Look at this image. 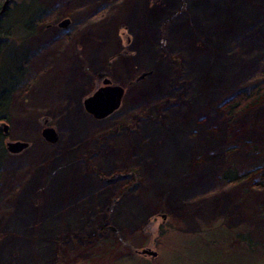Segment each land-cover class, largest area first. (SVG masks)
<instances>
[{
  "label": "rangeland",
  "instance_id": "1",
  "mask_svg": "<svg viewBox=\"0 0 264 264\" xmlns=\"http://www.w3.org/2000/svg\"><path fill=\"white\" fill-rule=\"evenodd\" d=\"M9 1V9L18 3L13 20L22 17L20 20L27 21L29 14L45 6L48 14L43 16L46 19L40 33L29 29L28 36L22 31L3 39L0 77L8 75L5 68L10 60L16 64V55L25 54L27 49L35 51L41 44L47 45L45 51L54 48L57 53L53 56L62 59L56 79L44 82L42 77L56 66L50 61L55 57L49 54L46 61L48 53L37 56L45 60H40L44 72L38 74L35 85L13 99L8 140L28 145L18 153H9L4 162L28 169L22 175L23 182L9 186L8 190L21 186V191L13 197L9 214L2 217L7 223L9 218L16 223V228L5 230L7 237L0 245L1 250L12 243L6 256L8 264L21 252L32 259L28 264H236V237L222 226V217L227 216L229 226L247 220L246 205L258 203L264 209V191L251 188L242 202V190L252 186L253 177L236 186H224L218 179L216 160H222L221 150L232 140L226 137L221 101L245 87L264 58V0H138L140 4L116 0L104 16L91 19L89 16L107 4L106 0ZM63 20L68 23L60 25ZM63 30H69V38L53 42ZM86 56L98 61L90 62ZM102 78L124 91L120 106L97 119L85 111L82 101ZM52 81L55 88L50 85ZM44 84L49 94L59 88L64 92L57 90L54 99L48 94L44 103L36 105V94ZM51 106L56 110H50ZM16 107L23 110L17 112ZM29 108L35 111L29 124L22 126L19 118ZM260 112H264V99L237 114L232 138L252 131L259 135L264 124L255 116ZM209 115L214 124L206 128ZM121 121L128 124L119 129ZM47 126L56 132L54 143L42 137ZM74 127L81 136L74 137ZM179 130L185 143H196L203 132L221 140L219 153H214L215 149L209 154L191 155L187 148V153L176 155V150H184L175 149L178 143L172 142ZM235 143L238 147L250 144L246 150L236 151L237 165L264 169V163L249 159V153L264 157L262 144L252 138ZM37 145L42 147L39 157L35 156L37 161L24 163ZM59 158L65 167L55 173L70 169L79 179L72 182L68 175L71 186L66 187L72 190L78 181L92 187L47 212L48 201L55 198L51 166ZM100 161H108L111 167L102 166ZM170 161L178 165L185 162L186 172L178 173ZM128 164L138 171L134 179L138 186L115 200L122 183H107L96 172L108 176ZM41 169L45 172L21 203L23 187ZM144 170L152 175L150 181ZM195 182L204 185L195 187ZM145 194L147 200L143 199ZM205 195L210 198L199 201ZM129 197L136 198L137 203L123 212L121 206ZM161 214H166L164 221ZM65 217L76 218L78 225L69 227ZM104 224L108 231H102ZM259 233L264 236V231ZM83 235H99L100 239L85 244ZM158 235L161 239L155 243ZM148 246L158 252L156 259L135 254V250Z\"/></svg>",
  "mask_w": 264,
  "mask_h": 264
},
{
  "label": "trees",
  "instance_id": "2",
  "mask_svg": "<svg viewBox=\"0 0 264 264\" xmlns=\"http://www.w3.org/2000/svg\"><path fill=\"white\" fill-rule=\"evenodd\" d=\"M115 1L116 0H106L107 4H103L98 9H96L89 16V19L98 17V16H104L109 9H112L110 7L114 4ZM17 5L18 3H16L12 9H9L8 5H6L5 9L0 13V54L2 52L3 47L5 46V41L3 40L4 38L10 37V35H13V34H18L20 32L22 33V31H26L25 33L27 34V30L30 31L29 29H32L34 32L40 33V28L43 27L44 20L46 19V18L44 19L43 16L45 14L46 15L48 14V12L46 11L47 8L45 6L42 9H38L34 13L29 14L28 16L30 17L27 19V21L26 19L20 20L22 17L15 18L13 20L11 15L13 13V9ZM80 12H77V14ZM58 14L56 12V15ZM50 15L52 17H55L54 14H50ZM22 21H26V22L23 23ZM205 23H206V20H205ZM25 24L27 27L25 26ZM167 24H168L167 22L164 23V27H166ZM69 34H70L69 30H63L62 35L59 37V39H56L53 42L66 41L70 36ZM23 38H24V34H23ZM19 45L20 46L18 48L22 46L21 43H19ZM46 49H47V45H42V44L39 45L35 49V51L31 52L30 49H27L25 54L22 53L20 55H16L15 57V59H17L16 64L10 60V64L6 65L5 69H6V72H8V75L5 73L6 75L4 76L2 75V77H0V122H5L9 126V123L11 122V117H12L11 107L14 101L13 100L14 96L17 93L25 92L27 89H30L32 85H35L37 83L38 74L44 72L45 66L40 65L41 64L40 60L43 62H45V60L42 59L43 57H41V59L39 58L36 59L37 56L45 55L48 53L47 55L50 54L52 55V57H55L51 59L50 61L53 64H56V66L55 67L51 66V69L46 74L48 76L46 77L43 76L42 81H44V79H47V80L56 79V76L54 74L57 75L59 71L58 67L60 66V63H61L60 59L62 58L57 59L58 57L53 56L57 53L56 50H54V48L52 49L49 48L50 50L48 49L47 51H45ZM255 53L256 52H254V54ZM251 57L253 56H250V58ZM52 75L54 76L52 77ZM192 76L193 75L189 77V80L193 78ZM251 76L252 77L249 78L248 83L244 85L245 87L240 88L234 94L230 95L228 98L221 101V110L225 118L224 121H226V129H227L226 137L231 138L232 140H230V142L228 140L227 144L224 146V149L221 150L222 155L220 156L222 157V160L220 162L218 159L216 160L217 163L219 164L218 169H217L218 179L220 182L223 183L224 186H232V185L236 186L246 180L247 181L250 180L251 177H253L250 180L252 186L248 187L246 190H242L243 195L241 196V199H240L242 202L250 194L251 188L256 189L257 191H264V169L260 170V168L257 166L244 169L241 166L237 165L236 151L246 150V147L250 146V144L245 143L242 147H238L236 146L235 141L243 139V138H252L254 141L257 140V142L262 144L261 147H264V131H263V135H260L259 137H241V135H237L235 138H232V136L236 133V129H237L234 121H235L237 114L243 112L244 110H246L247 108L251 106H255L259 104L264 99V58H262L261 63L256 67V70ZM136 79L137 78L135 77L134 81ZM54 81H52L50 85L55 88L56 86L53 85ZM43 90H45V84H44ZM43 90L41 89L36 94L35 101L38 100L39 98L43 100V103L46 101V95L44 97H41V92ZM57 90L58 89H56V91ZM55 92L53 94H49V93L48 94L51 95L52 98L54 99ZM180 98H182V96H180ZM222 98H223V94L218 98V100H222ZM36 105H41V104H36ZM20 110H23V109L16 107L17 112H19ZM34 111L35 110H33L32 108H29L25 112L23 111L22 115L19 118L20 125L23 126V123H25V125L29 124L32 113ZM122 122L123 121H121V123H119V125L117 126L119 129H122L128 124V123L123 124ZM213 124H214L213 116L211 115L207 116V123L205 124L206 128L210 127ZM239 129L241 128L239 127ZM261 129H263V126H261ZM216 130H217L216 128L213 130L214 134L217 133ZM203 133L204 135L198 139L199 141H197L196 143L190 142L191 143L190 147L185 142L182 143V141H184L182 138V132H181V138L178 137L175 140L172 138V142L178 143L175 149H178V148L184 149L183 151L182 149L176 150V155H179L182 152L187 153L185 151V149L187 148H189L191 155H198L200 153L209 154L213 152L215 149L216 150L214 153L216 154L219 153L217 146H219L221 140L216 139L215 137L208 134L207 132L206 134L205 132ZM10 137H11L10 130L8 129L7 132L4 133L0 126V245L1 246L3 245L4 240L7 237L8 232L5 230H8V229L12 230L10 228H16V223L13 218H9L8 223H7V221L2 220V217H5L7 214H9V208L11 204L10 200L13 199V197H15L21 191V186L13 187L12 189L8 190L10 188L9 186L12 184H18V183L23 182L24 179H22V175L24 174L25 170L28 169V167H26L25 169H22L21 165L12 164L13 165L12 166L10 163L8 165L5 164L6 161L4 162V160L7 159V157L9 156V153L6 150L5 142ZM215 142H217V145L214 146ZM261 147L260 149H262L263 152H260V153H264V148H261ZM255 150H256V147H255ZM41 151H42V147L39 146V151L37 155L40 154ZM249 155H250L249 159L251 161L250 160L248 161L253 162V163H260V164L264 163V157L262 158L260 155H258V153L253 154V155L249 153ZM37 157H39V155ZM31 158L26 160V162L24 163L33 164L38 159V158H35V156L33 155L31 156ZM204 158L208 159L209 157H204ZM129 159L130 161H132L131 158ZM180 162L184 164V168H185V162L183 161H180ZM164 163L169 164L166 160L164 161ZM9 165H11L10 168L12 170L14 167H16L15 169L16 172L20 174L19 176L20 179L18 181H12L13 172L10 171L8 173L7 171ZM172 165H177V164L176 162H172L171 166ZM215 168H216V165L213 166L214 170ZM4 170H6V173ZM242 170H245V171H242ZM185 172H186V168H185ZM131 174H133V176ZM137 174H138L137 169H134V167L131 164L123 166V168H121L119 171L108 173V176L103 173L96 172V176L98 178H101V180H104L107 183H114L116 181H119L122 183L121 184L122 188L120 189L119 194L115 197V200L119 198L121 195H123V193L125 192L129 193V191L133 190L134 188L138 186V184H136L134 181ZM204 174H202V177L206 176V174L205 175ZM126 178L128 179L126 180ZM8 181L11 182L10 185H7ZM201 181L202 180H200V182ZM202 183L195 182V185H196L195 187L202 188V186L204 185V183L203 184ZM24 184L25 183H23V186H25ZM24 190H25V187H23V190L21 192L22 194ZM26 198L24 197L23 200H25ZM209 198L210 196L208 197L207 195H205L199 201H204L205 199L208 200ZM19 200L22 201L20 198ZM251 205L250 204L246 205L247 207L246 210H247V215H248L247 220L245 219L241 220L240 222L236 223V225L234 226L226 225L225 221L227 220V216L222 217L223 225L222 224L221 225L224 228H226V230H228L230 233L235 234V237H236L235 238L236 240V264H264V238H263L264 236L258 235L260 231L261 232L264 231V225H263L264 224V209L258 203L255 205L254 204H251ZM165 217H166V214H165ZM69 227H74V226H69ZM107 229H108V225L104 224L102 226V231H108ZM143 231L144 230H142V232ZM159 233L160 235L163 234V232H159ZM97 237H99V235L88 237V238L86 235H83L81 239H83L82 240L83 243L90 244V243H93V241ZM106 238L111 240V238H108V237ZM99 239L100 238H97V240ZM158 239H161L159 235L156 238L155 243L157 242ZM105 241H108V240H105ZM9 245H12V243L11 242L6 243L4 245L5 247H2L0 250V264L9 263V261L6 259V256H8L7 252L9 251L8 250ZM135 254L141 258L144 257L137 253ZM96 256H101V254L96 255ZM29 259L30 258L27 256L26 252H21L20 255L15 259V261L14 260L11 261V264H28L29 262H32V259L30 260Z\"/></svg>",
  "mask_w": 264,
  "mask_h": 264
},
{
  "label": "bare ground",
  "instance_id": "3",
  "mask_svg": "<svg viewBox=\"0 0 264 264\" xmlns=\"http://www.w3.org/2000/svg\"><path fill=\"white\" fill-rule=\"evenodd\" d=\"M137 1V3L136 4H138L139 2H138V0H136ZM140 4V3H139ZM121 18H123V17H121ZM93 29V28H92ZM94 30V29H93ZM88 49V48H87ZM44 59H46V60H50V58H49V56L48 55H46L45 57H44ZM86 60H88V61H90V62H97L98 61V59H97V57H95V58H91L90 56H86ZM146 66H148V65H146ZM149 67V66H148ZM55 75V74H54ZM54 75H52V77L54 76ZM46 79H44V81H45ZM59 89H61V88H59ZM60 91H62V92H64V89H62V90H60ZM46 95V97L48 96V92L46 91V90H43L42 92H41V97H44ZM35 103L36 104H42L43 103V100H41L40 98L38 99V100H36L35 101ZM50 110H56L55 108H53L52 106H51V108H50ZM255 119H256V121H259L261 124H264V112H260V113H258L256 116H255ZM186 128H187V126H186ZM262 131L259 133V135H257V133H255V132H249L248 134H242L241 135V137H259L260 135H263V129H261ZM176 134H177V136L179 137V138H181V131L179 130V132H177L176 131ZM247 135H249V136H247ZM75 136H81V132L80 131H78L77 130V128L76 127H74V137ZM170 138V137H169ZM119 139H121V138H119ZM119 139H117V140H119ZM121 142H123V140H121ZM182 143H183V141H182ZM189 147L191 146V143H186ZM186 145V146H187ZM215 145H217V142H215L214 143V146ZM38 151H39V146H36L35 148H33L30 152H29V154H27L26 155V157H25V160H28L29 158H31V156L33 155V156H36L37 157V153H38ZM165 151V150H164ZM161 153V151H159L158 150V155ZM32 159V158H31ZM62 158H59L58 160H56L54 163H53V166H51V168H52V172L54 173V186H55V193H54V196L53 197H55L54 199H51L50 201H48V203H47V205H46V208H45V210L48 212V211H50V210H52V208H54V207H59V206H61L62 204H65V203H69V202H71V201H73V200H75V199H77V197L79 196V195H81L85 190H88L90 187H92V185H90L89 183H86V182H82V183H79V181L77 182V183H74V185L72 184V190H70L68 187H66L67 185H69L70 184V186H71V181H69L68 179V175H71L70 176V179L72 180V182H73V180L76 178V175H77V173H76V171H71L70 169H67V170H63L62 169V171L61 172H57V173H55V170L57 169V168H59V167H61V166H64L65 167V165H62V160H61ZM11 165H12V163H10ZM100 164L102 165V166H104V167H106V168H109L110 167V164H109V162L108 161H103V163H102V161H100ZM11 165H9V167H8V173L10 172V171H12L13 172V180L12 181H18L20 178H19V176H20V174L19 173H17L16 172V167H14L13 168V170L10 168V166ZM13 166V165H12ZM173 169L174 170H176L178 173H180V171H184L185 172V168H184V164L182 163L181 165H174L173 166ZM145 171V174L146 175H148V180L150 181L151 180V174L149 173V171H147V170H144ZM42 172H45V171H43L42 169L41 170H39V171H37L35 174H34V176H33V178H32V180L27 184V186H26V188H25V190H24V192H23V194L21 195V197H20V199L23 201V199H24V197L26 198L28 195H29V190H30V187H32V186H35L37 183H38V177L42 174ZM183 172V173H184ZM203 174V173H202ZM57 179V180H56ZM77 180H79L78 178H76ZM11 184V182H7V185H10ZM66 184V185H65ZM145 188V187H144ZM52 197V198H53ZM147 197H148V195L147 194H145L144 196H143V199L144 200H147ZM22 201H21V203H22ZM10 202L12 203L13 202V199H11L10 200ZM137 203V199L136 198H130V199H128V200H126L125 201V203L121 206L122 207V211L124 212H126V210H127V208L128 207H133L135 204ZM65 220L67 221V224L69 225V226H77L78 225V220L76 219V218H74V217H65ZM49 231V230H48ZM40 254H42V256L41 257H43V253H39V255Z\"/></svg>",
  "mask_w": 264,
  "mask_h": 264
},
{
  "label": "water",
  "instance_id": "4",
  "mask_svg": "<svg viewBox=\"0 0 264 264\" xmlns=\"http://www.w3.org/2000/svg\"><path fill=\"white\" fill-rule=\"evenodd\" d=\"M9 0H4L0 6V13L5 9ZM68 20H63L60 22V25H66ZM123 87L117 84H112L108 79L103 80V85L96 88L92 94L86 96L83 101V107L87 113L92 115L94 118L100 119L108 114L112 113L115 109L120 106L121 99L123 96ZM0 126L4 133L8 130V124L5 122H0ZM42 137L44 140L54 143L56 141V132L53 127L47 126L42 129ZM6 150L8 153H18L22 149L26 148L28 145L24 141H11L6 140L5 142ZM161 217L164 219L165 215L161 214ZM135 252L144 257L154 259L157 257L158 252L156 249L148 246L135 250Z\"/></svg>",
  "mask_w": 264,
  "mask_h": 264
},
{
  "label": "flooded vegetation",
  "instance_id": "5",
  "mask_svg": "<svg viewBox=\"0 0 264 264\" xmlns=\"http://www.w3.org/2000/svg\"><path fill=\"white\" fill-rule=\"evenodd\" d=\"M9 2H10V1H8V3H9ZM67 26H68V25H67ZM99 75L103 77V75H102V74H99ZM104 79H105V78H104ZM104 79H103V78L101 79V80H102V82H101V83H99V85H97V86H96V84H95V87H94V88L92 87L93 89L91 88V92H90V94H92V92H93V91H94L96 88H98V87H100V86H102V85H103V80H104ZM110 83H111V82H110ZM90 94H89V95H90Z\"/></svg>",
  "mask_w": 264,
  "mask_h": 264
}]
</instances>
